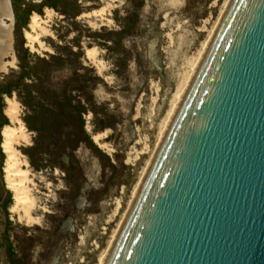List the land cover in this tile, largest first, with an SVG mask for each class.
I'll return each instance as SVG.
<instances>
[{
    "label": "rangeland",
    "instance_id": "374dc122",
    "mask_svg": "<svg viewBox=\"0 0 264 264\" xmlns=\"http://www.w3.org/2000/svg\"><path fill=\"white\" fill-rule=\"evenodd\" d=\"M225 1L9 0L16 64L0 71V85L12 88L2 107L13 99L25 126L28 141L15 145L16 158L27 160L35 204L32 220L9 210L1 131L14 125L3 113L0 264H96L153 154L187 62ZM33 13L47 34L29 46ZM66 95L81 118L62 105Z\"/></svg>",
    "mask_w": 264,
    "mask_h": 264
},
{
    "label": "water",
    "instance_id": "95a60500",
    "mask_svg": "<svg viewBox=\"0 0 264 264\" xmlns=\"http://www.w3.org/2000/svg\"><path fill=\"white\" fill-rule=\"evenodd\" d=\"M103 264H264V0L229 1Z\"/></svg>",
    "mask_w": 264,
    "mask_h": 264
},
{
    "label": "bare ground",
    "instance_id": "6f19581e",
    "mask_svg": "<svg viewBox=\"0 0 264 264\" xmlns=\"http://www.w3.org/2000/svg\"><path fill=\"white\" fill-rule=\"evenodd\" d=\"M230 0H226L223 3L222 11L220 12V16L215 24V26L211 29L209 32L208 37L206 40L201 44V49L198 53H196L193 57H191L187 62V70L184 72V74L181 76L180 81L178 82L173 94L171 95V98L168 103V107L164 113V116L162 117V120L159 125V132L158 136L154 145V151L151 157L146 161L145 166L142 169V172L140 174L139 179L136 182L135 187L132 190L130 199L128 201V205L126 209L124 210L119 222L117 223V226L115 230L112 232L110 239L108 241V244L104 251L98 256L96 264H103L105 261V258L122 226V223L132 205V202L134 200V197L137 193V190L141 184V181L151 163V160L162 140V137L172 119V116L197 68V65L228 5ZM104 12V11H103ZM46 15L49 16L51 13L50 9L46 10ZM54 13V12H53ZM98 11L91 12L89 14L83 15L85 17L98 15ZM101 13V12H100ZM2 21H4L5 24L10 23V19H7L6 17H2ZM13 27V26H12ZM29 31L24 32V37L29 42V46L39 40V34H47V28H45V20L38 14L33 13L30 16L29 23H28ZM12 31V30H11ZM12 34V33H11ZM40 34V35H41ZM42 36V35H41ZM39 40V41H38ZM32 46V45H31ZM88 54H95L94 50H88ZM9 55L3 56L2 61L5 62V58L12 55V52H8ZM11 57V56H10ZM186 60V59H185ZM9 65L6 64L5 67ZM182 69V68H181ZM6 107L4 108L3 113L9 118L10 122L13 123V127H3L1 131V139H2V145L1 150L3 154L5 155V164L3 166V178L6 185V188H8L12 192V205L10 206L9 210L13 213L19 212L23 213V216L27 220H32L34 217L32 216L35 200L30 194V190L28 185H31L32 182L28 178V172L27 169L28 163L27 160L22 159L20 161L17 160V150L15 149V145L18 143V141H22L27 144L28 137L26 134V129L23 123L18 118V109L17 105L14 103L13 99L7 98L5 101ZM104 134H98L94 135V140L99 139L100 137H103ZM19 157V156H18ZM129 161V160H128ZM31 182V183H30ZM28 184V185H27ZM34 221V220H33Z\"/></svg>",
    "mask_w": 264,
    "mask_h": 264
},
{
    "label": "trees",
    "instance_id": "16d2710c",
    "mask_svg": "<svg viewBox=\"0 0 264 264\" xmlns=\"http://www.w3.org/2000/svg\"><path fill=\"white\" fill-rule=\"evenodd\" d=\"M52 58H56V57H54V56H52ZM58 59V58H57ZM28 69H30V67H29V65H28V67H27ZM11 91H12V88H10V86H8V87H3L2 85H0V114L3 116V120L4 121H2L1 122V124H0V127L3 125V124H6L7 123V118L5 117V115L3 114V107H2V105H3V99H2V96L4 95V94H6V95H8V97H10V95H11ZM62 102L64 103V104H62V105H64V106H67V107H69L70 109H72V111H71V113L72 112H74L75 110H76V114L81 118V111H80V109H75V107H74V105H73V103H72V101H71V96L70 95H66L65 97H64V99L62 100ZM85 132V131H84ZM86 134V133H85ZM87 138H89V135H87ZM1 151V150H0ZM1 154H3V153H1ZM1 168H2V166H1ZM0 170H2V169H0ZM11 202V196L8 198V203H10Z\"/></svg>",
    "mask_w": 264,
    "mask_h": 264
},
{
    "label": "flooded vegetation",
    "instance_id": "af4514ba",
    "mask_svg": "<svg viewBox=\"0 0 264 264\" xmlns=\"http://www.w3.org/2000/svg\"><path fill=\"white\" fill-rule=\"evenodd\" d=\"M13 14V13H12Z\"/></svg>",
    "mask_w": 264,
    "mask_h": 264
}]
</instances>
